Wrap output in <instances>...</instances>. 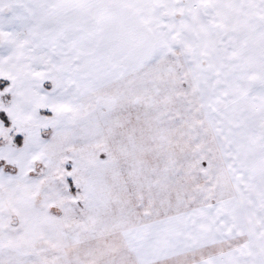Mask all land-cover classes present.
<instances>
[{
  "label": "snow or ice",
  "instance_id": "obj_1",
  "mask_svg": "<svg viewBox=\"0 0 264 264\" xmlns=\"http://www.w3.org/2000/svg\"><path fill=\"white\" fill-rule=\"evenodd\" d=\"M0 264H264V0H0Z\"/></svg>",
  "mask_w": 264,
  "mask_h": 264
}]
</instances>
